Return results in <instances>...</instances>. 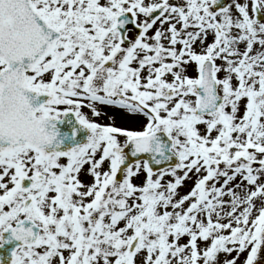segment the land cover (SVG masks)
Segmentation results:
<instances>
[{
	"label": "snow or ice",
	"instance_id": "1",
	"mask_svg": "<svg viewBox=\"0 0 264 264\" xmlns=\"http://www.w3.org/2000/svg\"><path fill=\"white\" fill-rule=\"evenodd\" d=\"M0 249L264 264V0H0Z\"/></svg>",
	"mask_w": 264,
	"mask_h": 264
},
{
	"label": "flooded vegetation",
	"instance_id": "2",
	"mask_svg": "<svg viewBox=\"0 0 264 264\" xmlns=\"http://www.w3.org/2000/svg\"><path fill=\"white\" fill-rule=\"evenodd\" d=\"M190 75H195V73L191 72ZM33 96H35V94H30V99ZM48 99L49 98L47 96H40V97L36 98L35 100H33L32 102H33L34 106H38L40 103H46ZM83 111L89 115L90 119H92L91 113L87 108L83 109ZM105 111H110V109H105ZM62 120H65V123L69 122L71 124L72 134L75 132L76 139L83 140L84 141L83 144L87 143V139L91 135V133L89 132V130L83 128L82 126H80L78 124L75 116L71 112H69ZM57 122H58V125L60 126V121H57ZM57 122H55V123H57ZM97 122L106 125L109 123V120L106 117H101L98 119ZM124 126H128V125H124ZM106 166H107V164H106ZM7 246H10V248H12V244L5 245V248H7ZM3 251H4V249H0V253H2Z\"/></svg>",
	"mask_w": 264,
	"mask_h": 264
},
{
	"label": "water",
	"instance_id": "3",
	"mask_svg": "<svg viewBox=\"0 0 264 264\" xmlns=\"http://www.w3.org/2000/svg\"><path fill=\"white\" fill-rule=\"evenodd\" d=\"M158 135L164 143H166L170 146V141H168V138L164 133H159ZM77 144H78L77 142H75V141L73 142V141L69 140L67 137H65V139H62L61 149L62 150H68L70 145H72V148H73ZM132 148H133V146L131 144H129V146L125 150V153H128L130 150H132ZM165 156L168 157V159L162 160L161 166H166V165H173L174 166L178 162L177 157L172 155L171 152H166Z\"/></svg>",
	"mask_w": 264,
	"mask_h": 264
},
{
	"label": "rangeland",
	"instance_id": "4",
	"mask_svg": "<svg viewBox=\"0 0 264 264\" xmlns=\"http://www.w3.org/2000/svg\"><path fill=\"white\" fill-rule=\"evenodd\" d=\"M105 167H107V166L105 165ZM137 183H139V181H137ZM191 184H192V181H188V182H187V187L181 189V191H182V192H186V191L188 190V187L191 186Z\"/></svg>",
	"mask_w": 264,
	"mask_h": 264
}]
</instances>
